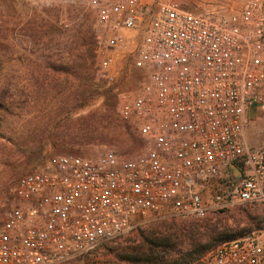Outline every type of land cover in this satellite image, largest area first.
Segmentation results:
<instances>
[{"label": "built area", "instance_id": "obj_1", "mask_svg": "<svg viewBox=\"0 0 264 264\" xmlns=\"http://www.w3.org/2000/svg\"><path fill=\"white\" fill-rule=\"evenodd\" d=\"M83 1L99 51L107 48L105 57L98 52L99 76L144 149L132 158L62 155L20 177L0 214V264H59L126 236L141 219L204 220L238 204L264 206V146L246 137L249 114L264 108L261 0L235 13ZM120 53L130 59L126 78L142 74L133 87L115 68ZM180 264H264V222Z\"/></svg>", "mask_w": 264, "mask_h": 264}, {"label": "rangeland", "instance_id": "obj_2", "mask_svg": "<svg viewBox=\"0 0 264 264\" xmlns=\"http://www.w3.org/2000/svg\"><path fill=\"white\" fill-rule=\"evenodd\" d=\"M245 1L142 0L154 11L161 3L177 2L195 13H235L242 9ZM261 2L264 15V0ZM82 25L97 37L94 13L83 0L54 5L37 4L31 0H0V67H3L0 82L11 84L15 107L13 115L0 111V118H4L0 122V214L8 208L17 180L49 159L62 155L97 159L107 151H115L121 158H132L144 149L138 131L120 119L117 95L107 87L99 72L93 74L98 96L77 110L66 111L60 117L66 124V131L62 134L57 131V114L62 108L59 104L62 98L55 89L47 91V94L39 89L43 75L36 65H42L46 55L44 44L49 42L48 50L57 55L54 59L57 64L66 61V55L60 50ZM136 35L128 32V36ZM141 38H137L133 48ZM98 52L101 57L107 56V48L99 51L97 42V58ZM117 55L115 68L123 74L125 86L133 87L142 81L139 73L126 78L130 59L126 53ZM97 69L99 71L98 65ZM53 96L56 98L52 100ZM23 100L27 103L17 106ZM110 110L117 124L98 123L97 116ZM259 123L257 131L263 138L264 117L259 119ZM61 146L74 149L61 151ZM8 182L11 188L5 192ZM263 222V205L242 204L204 220L141 219L126 236L102 243L89 254L72 257L59 264H146L140 261L155 256H165L166 260H177L180 264L205 254L218 243L251 234Z\"/></svg>", "mask_w": 264, "mask_h": 264}, {"label": "trees", "instance_id": "obj_3", "mask_svg": "<svg viewBox=\"0 0 264 264\" xmlns=\"http://www.w3.org/2000/svg\"><path fill=\"white\" fill-rule=\"evenodd\" d=\"M49 44L50 42L44 44L46 55L43 58L42 65H36L43 75L38 87L45 94H47V91L55 89L58 91L57 95L62 98L59 101L62 108H59V114H57L59 121L56 127L57 131L62 134L66 131V124L60 117L66 111H74L85 106L99 94L93 84V74H98L97 40L92 30L85 28L83 25L79 26L60 50L62 54L66 55V61L62 64H57L56 60H54L57 55L48 50ZM2 70L3 67H0V72ZM44 97H47V95ZM55 98L53 96L52 100ZM26 103L27 100H23L17 106H22ZM14 108L11 84L9 82H0V111L13 115ZM2 120H4L3 117L0 118V122H3ZM97 122L107 123L108 125L117 124V120L111 110L97 116ZM60 149L61 151H72L74 148L61 146ZM9 183L5 186V192L11 188ZM140 262L146 264H178L177 260H166L165 256L149 257Z\"/></svg>", "mask_w": 264, "mask_h": 264}, {"label": "crops", "instance_id": "obj_4", "mask_svg": "<svg viewBox=\"0 0 264 264\" xmlns=\"http://www.w3.org/2000/svg\"><path fill=\"white\" fill-rule=\"evenodd\" d=\"M264 117V108H256L249 114V124L246 128V137L248 142L253 146L264 145V133L261 138V133L258 132L257 127L260 124L259 119Z\"/></svg>", "mask_w": 264, "mask_h": 264}, {"label": "water", "instance_id": "obj_5", "mask_svg": "<svg viewBox=\"0 0 264 264\" xmlns=\"http://www.w3.org/2000/svg\"><path fill=\"white\" fill-rule=\"evenodd\" d=\"M232 174H233V178L236 180V181H239L241 178H242V173L241 171H239V168L235 165H233L231 168H230Z\"/></svg>", "mask_w": 264, "mask_h": 264}]
</instances>
